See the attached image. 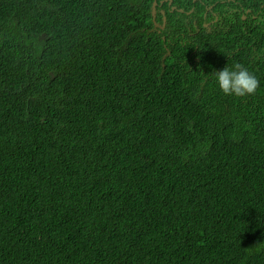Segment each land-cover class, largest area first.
<instances>
[{
	"label": "trees",
	"instance_id": "obj_1",
	"mask_svg": "<svg viewBox=\"0 0 264 264\" xmlns=\"http://www.w3.org/2000/svg\"><path fill=\"white\" fill-rule=\"evenodd\" d=\"M153 2L0 0V264H264V0Z\"/></svg>",
	"mask_w": 264,
	"mask_h": 264
},
{
	"label": "water",
	"instance_id": "obj_2",
	"mask_svg": "<svg viewBox=\"0 0 264 264\" xmlns=\"http://www.w3.org/2000/svg\"><path fill=\"white\" fill-rule=\"evenodd\" d=\"M169 2L171 3V1H169ZM156 4H157V2H156V0H154L153 5H152V16H153V21H154V27L155 28H163L164 24H165V17H163L162 25H160L157 22H155V17H156V8L155 7H156ZM172 9L174 10V7H172ZM178 11L181 12L182 10L179 9ZM162 14H163V12H162ZM243 18H245V17H243Z\"/></svg>",
	"mask_w": 264,
	"mask_h": 264
}]
</instances>
